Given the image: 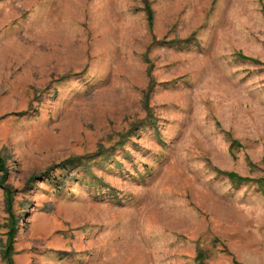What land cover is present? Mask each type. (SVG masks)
I'll return each mask as SVG.
<instances>
[{"label": "rangeland", "instance_id": "1", "mask_svg": "<svg viewBox=\"0 0 264 264\" xmlns=\"http://www.w3.org/2000/svg\"><path fill=\"white\" fill-rule=\"evenodd\" d=\"M0 165V264H264V0H0Z\"/></svg>", "mask_w": 264, "mask_h": 264}, {"label": "trees", "instance_id": "2", "mask_svg": "<svg viewBox=\"0 0 264 264\" xmlns=\"http://www.w3.org/2000/svg\"><path fill=\"white\" fill-rule=\"evenodd\" d=\"M239 57L241 59H244V60H250V59H247L245 58L244 56L242 55H239ZM96 156V155H95ZM91 158H94V157H91ZM86 160H90L89 159H86ZM78 164H80V159L78 158H70L68 160H65L63 163L57 165L58 167H52V168H49L48 170H46L45 172L39 174L38 176H34L30 179V182L29 184L33 183L34 181L36 180H42L43 178L47 177V180L50 179V180H55L56 179V170H63L65 169V165H75L77 166ZM1 166V165H0ZM227 176L231 179L235 181H237L238 183H242V182H248L249 180L246 179V178H241V177H237V175L233 174V173H229L227 174ZM46 180V179H45ZM257 183H259V187L261 188H264V175L256 181ZM8 204H9V201H8ZM10 207V205L8 206ZM11 230H9L8 232V249H11V246H12V243H13V232H14V220L11 221Z\"/></svg>", "mask_w": 264, "mask_h": 264}]
</instances>
